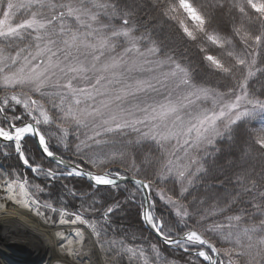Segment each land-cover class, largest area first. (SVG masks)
<instances>
[{
    "label": "trees",
    "instance_id": "obj_1",
    "mask_svg": "<svg viewBox=\"0 0 264 264\" xmlns=\"http://www.w3.org/2000/svg\"><path fill=\"white\" fill-rule=\"evenodd\" d=\"M7 6L0 0V25ZM75 6L96 12L94 29L77 23L70 12ZM32 17L51 23L0 36V76L17 72L44 46L76 48L77 59L105 45L124 62L138 57L141 68L151 67L139 74L146 80L162 63L172 64L167 67L181 70L192 87L208 92L198 113L227 103L234 117L215 127L210 142L177 152L174 140L162 138L150 118L92 135L91 126L80 121L87 100L53 88L0 87L6 119L36 122L62 159L147 181L164 235L196 231L218 248L222 264H264V0H32L13 22L21 25ZM129 75L136 78L137 70ZM23 150L31 166L57 168L42 157L34 139L26 138ZM3 166L43 191V202L92 221L101 252L112 264H206L164 246L145 228L143 199L132 184L93 189L80 178L50 180L23 169L18 156L1 152ZM22 171L27 176L20 177ZM160 193L174 204H166Z\"/></svg>",
    "mask_w": 264,
    "mask_h": 264
},
{
    "label": "rangeland",
    "instance_id": "obj_2",
    "mask_svg": "<svg viewBox=\"0 0 264 264\" xmlns=\"http://www.w3.org/2000/svg\"><path fill=\"white\" fill-rule=\"evenodd\" d=\"M6 1H8V6L6 14L2 18L3 21H1L0 36L12 35L22 27L27 29L29 27L38 31L50 25L51 22H45L50 20L42 19L41 21L32 17L31 20L16 26L13 22L14 15L27 8L32 0ZM70 12L82 27L94 29L96 24H98L96 12L87 9L83 10L81 6L71 7ZM75 49L53 50L52 45L39 48L35 53V57L31 58L29 63H25L17 72L9 75L2 74L0 76V87L23 88L30 91L53 88L57 92L63 90L72 95L74 93L79 94L89 104L83 106L80 121L91 126L90 133L92 135H96V133L112 125L131 123L138 119H153V122L156 123L154 130L162 138L174 140L175 148L172 149L174 152L179 151L182 146L203 145L210 142L217 133L215 127L218 128L222 121L231 120L234 117L230 114L231 111H234V107L227 105V103L214 104L209 109L202 110L201 114L198 113L195 108L201 110L199 106L201 102L209 100L204 97V94H208V92L192 87L187 82L185 74L181 73V70L178 71L176 68L167 67L172 64L162 63L157 71L154 72L155 77L146 80L139 78V74L147 73L149 71L147 68L151 69V67L142 65L141 68L138 57L136 59L131 57L130 61L124 62L116 55H113L112 50L108 46L103 45L98 51L95 49L86 50L87 53L82 58L76 59L73 55V50ZM132 68L135 72L137 70L136 78H131V75L125 77V75L131 73ZM147 81L150 82L145 87ZM115 85L117 86L115 87ZM112 88L113 90H111ZM83 99L82 101H84ZM137 109L138 111H136ZM1 122H3L4 126H2ZM18 125L20 124H15L9 120L6 122L0 115V127L6 132L13 133V128ZM1 152L2 157L12 154L17 156L14 144L11 143L0 142ZM24 154L27 160L29 158V160L32 159L30 156L28 158L25 152ZM50 170H52L54 175L64 174L58 168ZM39 174L49 177L50 180L56 179L53 175H49L50 173L48 172L44 173L41 171ZM24 176H27L26 172L23 173L22 171V176L20 177ZM22 185H24L26 194L40 203L38 211L42 214L43 219H41L45 223L53 226H57L61 221L73 224L72 221L75 218L70 215L72 214L70 211L66 210V214H63L59 212V209L53 211L47 208L46 206L49 205L40 198L43 191L31 189L26 178L20 180L15 173L6 170L5 166L0 168V198L6 195V187L11 186L14 195L19 199H23ZM159 197L169 206L174 204L173 201L161 193ZM8 203L14 208L17 205L13 202ZM151 208L154 209L153 203ZM63 215L65 218H63ZM81 218L77 225L83 226L89 232L94 233L95 224L82 216ZM68 241L69 237L62 236L58 247L60 246L63 251H67L70 249ZM187 247L191 249L196 247L193 250L198 248L202 252L209 253L210 256L212 253L211 250L198 245L187 244L185 248ZM216 250L218 258L216 264H220L221 258L217 247ZM102 254L104 256V253ZM8 255L12 264L37 262L39 257L36 254H23L20 251L19 253H10ZM73 258H76L80 264H102L100 263L99 255L96 253L95 243L86 233ZM201 261L203 260L201 259ZM105 263L112 264L108 259L105 260Z\"/></svg>",
    "mask_w": 264,
    "mask_h": 264
},
{
    "label": "bare ground",
    "instance_id": "obj_3",
    "mask_svg": "<svg viewBox=\"0 0 264 264\" xmlns=\"http://www.w3.org/2000/svg\"><path fill=\"white\" fill-rule=\"evenodd\" d=\"M25 135H31L30 129L14 136L0 129V138L4 139L22 140ZM23 192L24 198L19 199L14 195L13 188L8 186L6 195L0 198V264H12L8 254L19 251L39 255L37 262L28 264H80L73 255L82 244L85 233L93 237V232L78 226L76 221L73 224L61 221L57 226L45 223L37 204ZM8 202L17 205L14 208ZM62 236L69 237L67 243L70 249L67 251L58 247ZM100 263L106 264L102 260Z\"/></svg>",
    "mask_w": 264,
    "mask_h": 264
},
{
    "label": "water",
    "instance_id": "obj_4",
    "mask_svg": "<svg viewBox=\"0 0 264 264\" xmlns=\"http://www.w3.org/2000/svg\"><path fill=\"white\" fill-rule=\"evenodd\" d=\"M30 129L32 132V135L30 137L36 141L37 148L40 150L41 154L45 156L49 161H51L53 164L58 165L64 170H68L71 176L73 177H80L83 179H86L94 188L99 187H109V186H118L120 184H135L138 187H140L143 197V216L142 219H144V224L146 229H148L153 236L156 237L162 244L172 248V249H178L180 251H184L182 248L178 247L177 244L181 242H186L188 240L187 237H190L192 235L199 237L202 240V245L205 248H209L212 251L216 253V248L213 247L212 244L207 242L203 237H201L198 233L195 232H188L185 236L179 237L177 239H169L167 237H164L161 234V228L160 226H157L155 223L154 218L152 217V208H151V197H150V187L148 184L143 181L139 180L135 177H128V176H112L111 174L107 173H94L89 171L88 169H84L79 165H75L73 163H70L69 161H65L64 159L60 158L56 154L54 155L50 148L46 146V140L43 138L40 129L35 124H23L20 127L16 128V132L14 135H16L18 132L22 133L24 130ZM26 136V135H25ZM1 140V139H0ZM4 140V139H2ZM8 141V140H5ZM14 142L16 145V148L19 152H21V144L20 140L11 138L9 142ZM193 255H197V252L191 251L190 252ZM28 263V262H27ZM209 264H215V261L211 260L209 258Z\"/></svg>",
    "mask_w": 264,
    "mask_h": 264
}]
</instances>
